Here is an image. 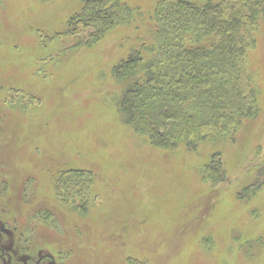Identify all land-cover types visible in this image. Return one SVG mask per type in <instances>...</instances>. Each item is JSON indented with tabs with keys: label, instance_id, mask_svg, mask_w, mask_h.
<instances>
[{
	"label": "rangeland",
	"instance_id": "rangeland-1",
	"mask_svg": "<svg viewBox=\"0 0 264 264\" xmlns=\"http://www.w3.org/2000/svg\"><path fill=\"white\" fill-rule=\"evenodd\" d=\"M126 1L134 18L74 48L52 37L80 0H0V179L18 233L68 264H264V185L240 197L264 165L263 23L248 57L259 114L232 139L161 150L119 109L112 67L155 28L153 0ZM215 150L224 179L211 183L201 168ZM74 168L93 184L72 207L55 184Z\"/></svg>",
	"mask_w": 264,
	"mask_h": 264
},
{
	"label": "trees",
	"instance_id": "trees-1",
	"mask_svg": "<svg viewBox=\"0 0 264 264\" xmlns=\"http://www.w3.org/2000/svg\"><path fill=\"white\" fill-rule=\"evenodd\" d=\"M80 1L64 30L52 37H70L74 48L96 44L139 13L126 0ZM153 1L154 40L111 71L125 83L118 101L124 124L161 150L185 146L194 151L200 143L232 139L244 119L259 114L248 57L260 24L264 27V0ZM59 173L55 185L64 205L74 207L77 191L80 197L92 191L87 170ZM201 179H224L220 151L211 152ZM263 185L264 165L240 197L250 199Z\"/></svg>",
	"mask_w": 264,
	"mask_h": 264
},
{
	"label": "flooded vegetation",
	"instance_id": "flooded-vegetation-1",
	"mask_svg": "<svg viewBox=\"0 0 264 264\" xmlns=\"http://www.w3.org/2000/svg\"><path fill=\"white\" fill-rule=\"evenodd\" d=\"M7 183L0 179V264H68L61 252L25 241L24 226L9 214ZM13 218V219H12ZM18 233V231H21ZM26 231V229H25ZM28 242V243H27Z\"/></svg>",
	"mask_w": 264,
	"mask_h": 264
}]
</instances>
